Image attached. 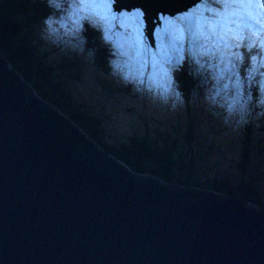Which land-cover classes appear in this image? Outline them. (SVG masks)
I'll return each mask as SVG.
<instances>
[{
	"label": "water",
	"instance_id": "95a60500",
	"mask_svg": "<svg viewBox=\"0 0 264 264\" xmlns=\"http://www.w3.org/2000/svg\"><path fill=\"white\" fill-rule=\"evenodd\" d=\"M138 5L187 0L117 7ZM81 128L0 54V264H264L260 209L134 173Z\"/></svg>",
	"mask_w": 264,
	"mask_h": 264
},
{
	"label": "clouds",
	"instance_id": "9594fccd",
	"mask_svg": "<svg viewBox=\"0 0 264 264\" xmlns=\"http://www.w3.org/2000/svg\"><path fill=\"white\" fill-rule=\"evenodd\" d=\"M43 6L38 39L146 106L198 112L239 136L264 128V0H187L149 18L118 0H34ZM103 65L97 68V48ZM178 74L192 81L185 92Z\"/></svg>",
	"mask_w": 264,
	"mask_h": 264
},
{
	"label": "trees",
	"instance_id": "16d2710c",
	"mask_svg": "<svg viewBox=\"0 0 264 264\" xmlns=\"http://www.w3.org/2000/svg\"><path fill=\"white\" fill-rule=\"evenodd\" d=\"M43 13V6L34 0H0V54L36 93L58 106L80 128L83 126L87 137H99L94 143L130 171L243 199L264 213V128L257 131L249 127L229 138L223 136L220 126L209 125L192 109L162 118L147 114L146 106L127 90L91 72L78 58L69 59L55 49L41 51L46 46L36 33ZM88 35L91 41V33ZM91 42L97 48L99 68L103 52ZM177 78L185 92L192 87L188 77L178 74ZM95 83L99 88L95 89ZM127 110L131 114L125 118ZM119 116L116 129L128 126L121 135L105 127L116 125L113 120ZM207 134L220 141L209 142ZM104 135L111 143H104ZM228 157L234 158L235 165L222 168V161Z\"/></svg>",
	"mask_w": 264,
	"mask_h": 264
},
{
	"label": "rangeland",
	"instance_id": "374dc122",
	"mask_svg": "<svg viewBox=\"0 0 264 264\" xmlns=\"http://www.w3.org/2000/svg\"><path fill=\"white\" fill-rule=\"evenodd\" d=\"M92 72V71H91ZM51 83H53L52 81H51ZM95 85V89L96 88H99V85H97L96 83L94 84ZM106 87V86H105ZM107 88V87H106ZM58 89V88H57ZM58 92V91H57ZM59 93V92H58ZM146 111V113L147 114H149V115H154V116H157L158 118L160 117V118H162L163 117V113H158V112H149V110L147 109V107H146V109H145ZM127 114H131V112H130V110H127L126 111V115ZM124 116L125 118L127 117V116ZM164 115H169V114H164ZM115 119H117V118H114V120ZM119 119L121 120V117H119L118 118V120L117 121H119ZM124 119V118H123ZM210 123V122H209ZM174 124V123H173ZM216 126H218V125H215V128H216ZM219 129H222V131H223V136L224 137H228L229 135H230V133H228L225 129H223L222 127H220ZM120 130V129H119ZM118 130V131H119ZM128 130V126H125L124 128L122 127V130L121 131H127ZM263 132H264V130H263ZM204 136V135H203ZM97 136L95 135V136H93V138H92V140H94V141H97V139L98 138H96ZM106 136L104 135V138H105ZM205 137V136H204ZM206 137H207V139L209 140V142L210 141H220V140H218L216 137H213L212 135H209V134H207L206 135ZM229 138H232L231 136H229ZM261 138H263L264 139V135H261ZM258 140H260L259 138H258ZM110 142H108V144H109ZM232 159V160H231ZM230 159V157H228L227 158V161H225V162H223L222 161V168H225L227 165H235V160H234V158H231ZM206 161H208L209 162V160H206ZM230 162H232V163H230ZM179 186V185H178Z\"/></svg>",
	"mask_w": 264,
	"mask_h": 264
},
{
	"label": "bare ground",
	"instance_id": "6f19581e",
	"mask_svg": "<svg viewBox=\"0 0 264 264\" xmlns=\"http://www.w3.org/2000/svg\"><path fill=\"white\" fill-rule=\"evenodd\" d=\"M133 5V4H132ZM148 17H150L149 15H148ZM149 28L151 29V20L149 19ZM92 38H93V34H91V41H92ZM150 38V37H149ZM100 87H102V86H100ZM104 90L106 91V93H109V91H110V89H108V88H104ZM188 188V187H187ZM203 191V190H202ZM212 193V192H211Z\"/></svg>",
	"mask_w": 264,
	"mask_h": 264
}]
</instances>
